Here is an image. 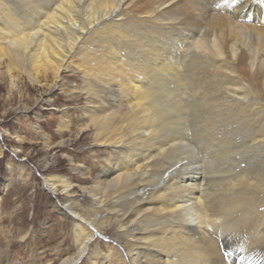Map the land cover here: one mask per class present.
Returning <instances> with one entry per match:
<instances>
[{"label":"bare ground","instance_id":"6f19581e","mask_svg":"<svg viewBox=\"0 0 264 264\" xmlns=\"http://www.w3.org/2000/svg\"><path fill=\"white\" fill-rule=\"evenodd\" d=\"M137 1L0 0V81L12 94L23 78L71 92L65 72L95 91L82 114L105 148L101 168L62 155L97 218L71 196L62 205L77 237L63 262L110 226L124 245L98 242L96 264H264V0ZM62 111L56 143L47 134L54 155L74 143ZM50 168L45 188L70 194L75 177Z\"/></svg>","mask_w":264,"mask_h":264},{"label":"rangeland","instance_id":"374dc122","mask_svg":"<svg viewBox=\"0 0 264 264\" xmlns=\"http://www.w3.org/2000/svg\"><path fill=\"white\" fill-rule=\"evenodd\" d=\"M144 2H134L131 8ZM63 78L62 88L67 91L72 82L77 84L75 90L65 92L57 88H36L23 78L22 91L12 94L9 82L0 81L6 82L5 86L0 87V264H64L63 261L77 251L74 219L62 206L70 196L71 204L86 220L97 218V214L89 217L88 210H84L91 202L90 196L84 195L80 186L82 182L79 183L83 175L71 170L73 163H86L94 175L101 168L97 159L105 153V148L92 146L94 128L82 114L83 104L88 97L94 96L95 91L92 92V87L80 80L76 72H65ZM212 83L211 79L204 80L209 88H213ZM41 96H49L52 102L39 103L37 98ZM199 99L197 95L193 103H198ZM22 105L27 107L23 111L20 108ZM64 109L67 116L73 117L72 132L65 138L70 137L74 143L54 155L53 148L47 146L48 135H55L56 143L60 128L58 119ZM87 126L89 129H85ZM82 127L85 130L77 134ZM18 136L24 138L22 144L17 140ZM20 146L23 149L17 152L15 149ZM68 149L74 156L73 163L62 155ZM47 159L51 164L45 168ZM50 166L58 174L75 177L70 194L65 193L63 187H59L56 193L45 188L44 179L49 175L47 169ZM112 230L110 226L99 227V234L95 233L92 246L77 264H96L95 260L90 259L95 256L92 250L98 242L120 249L124 239L116 236Z\"/></svg>","mask_w":264,"mask_h":264}]
</instances>
